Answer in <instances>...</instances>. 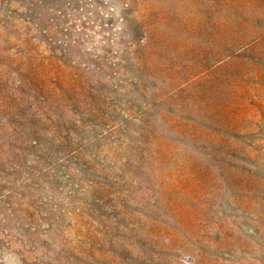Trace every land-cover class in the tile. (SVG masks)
Listing matches in <instances>:
<instances>
[{"label": "rangeland", "instance_id": "374dc122", "mask_svg": "<svg viewBox=\"0 0 264 264\" xmlns=\"http://www.w3.org/2000/svg\"><path fill=\"white\" fill-rule=\"evenodd\" d=\"M223 1L0 0V264H264V0Z\"/></svg>", "mask_w": 264, "mask_h": 264}, {"label": "trees", "instance_id": "16d2710c", "mask_svg": "<svg viewBox=\"0 0 264 264\" xmlns=\"http://www.w3.org/2000/svg\"><path fill=\"white\" fill-rule=\"evenodd\" d=\"M210 1L206 2V7H209L210 5ZM231 4L233 3V0H224L220 6H214L212 8H214V14H228L229 11L227 12L226 7H230L231 8ZM127 7L129 6V4H126ZM217 5V3H216ZM208 29H212V25H208L207 29H205V31H209ZM226 32L227 31V27L223 24L222 28L218 27L217 33L218 35L220 33ZM221 35V34H220ZM147 48H150L149 45L151 44V40L150 38H147ZM160 47H164L168 48V46L166 45V42H164L163 39L160 40L159 43ZM150 53H148L149 55ZM162 59V57H161ZM222 61V59L220 60ZM151 67H153V64H151ZM145 70L147 71H151L152 69L149 68H145ZM187 82V81H186ZM185 82V83H186ZM178 90H181V88H178ZM173 94L170 93L169 95H166L165 98H163V101L165 99H172ZM149 108L151 106H148ZM160 115L162 116L164 122L166 123L167 126H169L170 128H174V130L176 132H181L184 134V132H186L187 130H191L194 129V125L193 124H187V123H183L180 122L178 123V125L175 123V121H173V119L169 118L167 116V113L164 112H160ZM141 119L138 120L139 124L141 125L139 132L137 133V152L139 154V160L141 161V163H144L146 161L152 160V159H156L157 161L160 162H165V160L168 158V156L170 155L168 153L167 150H164V148L161 146L160 143V138H158V136L156 134H154V132H152L151 129V120H149L148 115L143 114L141 117Z\"/></svg>", "mask_w": 264, "mask_h": 264}]
</instances>
